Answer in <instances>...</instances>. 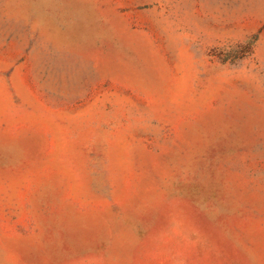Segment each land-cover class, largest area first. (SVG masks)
I'll return each instance as SVG.
<instances>
[{"label": "rangeland", "instance_id": "obj_1", "mask_svg": "<svg viewBox=\"0 0 264 264\" xmlns=\"http://www.w3.org/2000/svg\"><path fill=\"white\" fill-rule=\"evenodd\" d=\"M0 264H264V0H0Z\"/></svg>", "mask_w": 264, "mask_h": 264}]
</instances>
